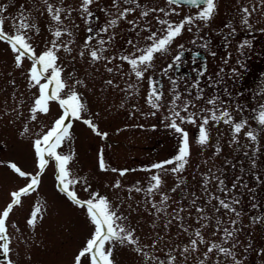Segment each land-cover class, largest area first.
I'll return each mask as SVG.
<instances>
[{
	"label": "rangeland",
	"instance_id": "obj_1",
	"mask_svg": "<svg viewBox=\"0 0 264 264\" xmlns=\"http://www.w3.org/2000/svg\"><path fill=\"white\" fill-rule=\"evenodd\" d=\"M48 3L64 9L59 24L47 12L44 0H0V7L6 9L0 19L4 31L14 35L21 16L28 18L34 25L27 32L28 42L36 56L49 50L55 30L65 33L57 41L62 46L55 53L61 79L67 85L60 95L64 98L75 91L86 108L83 119L107 137L73 120L71 139L57 152L72 155L67 169L69 178L79 181L72 186L79 199L86 201L93 193L106 198L123 217L119 223L132 233L135 244L105 245V250L112 248L113 264H235L233 257L218 250L208 253L213 243L230 249L239 264H264V127L256 119L264 107V0H217L210 21H195L191 31L186 26L174 40L169 49L183 45L189 54L195 49L206 54L208 70L203 76L198 75L202 63L197 60L192 68L191 57L180 63L194 74L192 79L181 75L176 79L170 69L165 75L169 62L174 61L168 49L157 54L142 80L119 57L140 54L136 49L150 43L145 29L161 34L157 18L179 24L200 9L175 7L166 0H120L118 6H113V0H96L89 8L93 15L88 17L81 10L82 0ZM174 7L179 14L165 15ZM127 8L132 11L121 18ZM144 12L149 14L144 16ZM113 19L116 25L109 27ZM103 28L108 31L102 32ZM101 39L106 41L104 45L99 44ZM99 48L103 49L98 53L102 58L94 61L90 52ZM15 55L8 43L0 41V213L11 203V193L30 182L8 165L14 163L25 173L37 175L34 142L62 115L59 103L50 101L47 114L38 112L35 120L31 118L30 109L39 96L38 86L33 87L29 80L32 60L23 59L18 68ZM159 77L163 99L157 110L146 97L150 79L158 83ZM199 78V88H193ZM197 92L203 99L195 98ZM176 94L181 95L177 104L185 100L195 104L191 112L212 108L208 100L215 98L216 107L227 109L234 122H247L235 138L232 125L210 122L204 146L196 142L200 120L196 125L182 124L189 136L190 155L179 172L172 171L174 164L153 168L174 160L182 143L167 119ZM249 131L256 134L255 141L248 138ZM101 155L105 171L100 169ZM45 159L48 163L37 189L21 198L6 222L10 252L8 257L0 252V264H75V257L94 233L86 211L59 191L56 161ZM124 170L126 174L121 176ZM153 175L160 177L161 185L149 194ZM117 181L118 188L114 186ZM162 197H167L166 203H161ZM220 200L236 211L223 209ZM153 205L164 210L157 211ZM37 207L40 214L32 227L27 221ZM225 229L231 237H226ZM197 232L204 243L199 242ZM193 239L197 240L196 251L191 250ZM185 248L189 250L185 252ZM81 264H90V259L82 258Z\"/></svg>",
	"mask_w": 264,
	"mask_h": 264
},
{
	"label": "snow or ice",
	"instance_id": "obj_2",
	"mask_svg": "<svg viewBox=\"0 0 264 264\" xmlns=\"http://www.w3.org/2000/svg\"><path fill=\"white\" fill-rule=\"evenodd\" d=\"M44 2L47 4V12L52 16L53 21L59 24L61 22V13L64 11V9L60 7H54L52 4L48 3V0H44ZM94 2H96V0H82L81 10L86 13L88 17L93 15L89 11V8ZM131 2L132 0H124V3ZM119 3L120 0H113V6H118ZM166 3L175 7H179L181 5H191L200 10L196 16L186 17L179 24L171 23L166 19L157 18V23L161 25V34L158 35L157 32H153L151 29H145L150 33L145 38L146 40L150 41V43L144 48L136 49V52L140 54L136 55L133 53L131 55L119 57L122 61L130 65L132 73L138 80H142L144 78V74L153 66V61L157 54H162L168 51L171 44L183 33L186 26H188L187 30L191 31V26L194 25L195 21L199 20L207 23L212 19L215 13V0H166ZM175 7L173 8L172 13H165V15L179 14L176 12ZM5 10L6 9L4 7H0V13L4 12ZM131 11V8L124 9L123 12L120 13V17L123 18ZM153 11L157 10L153 9ZM159 11L164 12L163 9H160ZM243 11L247 12L248 9H243ZM148 14V12L142 13L144 16H147ZM27 20V17L21 16L19 22L15 25L17 34L8 35L3 29L4 20L0 19V41L8 43L13 53L16 54L15 63L18 68L22 66L23 59L27 58L32 60L33 66L29 70V80L33 87L38 86L39 96L34 100V106L30 109L32 114L31 118L35 120L37 118L36 114L38 112L41 114H47L49 110L48 104L50 101H57L59 103L62 109V115L59 119L55 120L53 126L40 139H37L34 142L33 147L37 156V166L39 169V173L37 175L31 176L30 174L25 173L14 163L8 165V167H10L20 177H28L30 182L19 191L11 193V203H9L6 206V209L0 213V252H2L3 256L8 257L10 247L9 243L7 242L9 237L7 235L6 222L10 216V213L13 211V208L20 205L21 198L30 195L37 189L39 185L40 174L43 173L48 163V161L45 159L47 156L53 158L56 161L58 169L57 180L59 183V191L66 195L74 205L84 209L91 223L94 225V233L87 241L86 246L75 257V264H81L82 258H89L90 264H113L111 259L112 248L109 247L107 250H105V245H122L125 242L128 244H135L136 241L133 239L132 233L129 232L121 223H119L123 220V217L117 215L116 211L111 208V205L106 198L99 197L98 193H93L91 198L86 201L79 199L77 193L72 190V186L79 183V181L70 179V174L67 169L69 162L72 160V155H63L57 152V149L61 147L66 140L71 139L70 129L72 128L71 121L73 120L82 121L84 124L90 127L96 135H100L103 138H106L107 134L100 133L97 130V127L90 120L83 119L82 114L86 112V108L80 96L75 91H70V93L64 98H62L60 95L67 85L61 79L62 69L59 68L56 63L58 57L55 53L56 51H59L60 47L62 46L58 44L57 41L60 40L62 35L65 33H62L59 28L55 30L53 32L55 39L51 42V47L49 50L43 52L39 56H36L34 48L28 42L27 37V32L34 28V25L29 24ZM108 23L109 27H113L116 25V20H110ZM245 23H247L246 20ZM89 31L91 30L89 29ZM101 31L106 33L108 29L103 28ZM89 42L90 41H86V43ZM105 43L106 41L103 39L99 41L100 45H104ZM246 45L247 42L242 44L241 47H245ZM180 47L182 48L183 45H180ZM65 50L67 51L68 49L65 47ZM102 51V48L92 50L90 52L92 60L95 61L101 59L102 57L98 53ZM81 55H83V53H81ZM213 55H215V53H213ZM181 59L182 54L175 56L173 64L169 65L168 68L164 70L165 75L173 66H178V62H180ZM109 62L111 61L109 60ZM37 65L39 67H37ZM109 71H111V69H109ZM233 71H235V69ZM198 75L203 76L204 72L201 71L198 73ZM42 80L46 82L41 83ZM76 83H80V81H77ZM108 83H111V81ZM173 83H175V81H173ZM149 87L150 91L146 97L147 102L151 108L158 110L163 99L162 93L159 90V84L157 82L151 81L150 79ZM192 87L198 89L199 80L194 81ZM50 88L51 91L49 94ZM188 95H191V93H188ZM195 98L197 100L203 99L199 92H197ZM177 101H181L180 94L174 95L172 101L170 102V116L167 117V119L170 120L169 127L181 135L182 143L174 160L157 163L153 166L155 169H163L169 164L175 165V167L172 169L173 172H179L184 169L185 164L187 163V157L190 155V144L188 133L181 127L182 124L196 125L197 119L200 120L198 125L199 134L196 142L201 146H204L208 143L207 126L210 122L218 124L222 121L225 124L232 125L234 138L236 135H239L244 127L247 126L246 121L234 122L231 118V113L227 109H220L216 107L215 98L208 100V104L212 105V108L207 110L201 109L199 112L190 111V108L195 107V104L191 101L185 100L182 101L181 104H177ZM205 111H207V115H203ZM182 113L185 115H182ZM256 119L257 122L262 127H264V107L259 110ZM25 131H27V129H25ZM247 136L253 141L257 139L256 134L252 131H249ZM99 163L101 171L107 170L102 155ZM112 171L117 170L112 169ZM126 171L127 170L120 171V175H125ZM151 180L154 181V183L147 189L149 194L158 190L161 185V179L158 175H153ZM114 186L117 188L120 187L119 181H117ZM87 190L88 189L85 188V191ZM174 190L175 189H173V191ZM137 191H140V189L137 188ZM166 201L167 197H162L161 203H166ZM234 203H239V201H234ZM220 206L227 211H236L229 203L224 200H220ZM153 207L156 208L157 211L164 210L158 208L156 205H153ZM39 214V207L32 211L31 216L27 221L29 226L35 227ZM13 227H15V225H13ZM224 232L226 237L232 236V233L227 229H225ZM196 236L199 237L200 243L205 242L200 232H197ZM196 244L197 240H191L192 251H196ZM214 249L218 250L226 257H233L235 264H239V261L235 260L234 254L230 251V249L213 243L210 247H208L207 252L211 253ZM188 250V248L184 249L185 252ZM172 259L174 260L175 258ZM162 264H164V262H162ZM168 264H171V261H169Z\"/></svg>",
	"mask_w": 264,
	"mask_h": 264
},
{
	"label": "flooded vegetation",
	"instance_id": "obj_3",
	"mask_svg": "<svg viewBox=\"0 0 264 264\" xmlns=\"http://www.w3.org/2000/svg\"><path fill=\"white\" fill-rule=\"evenodd\" d=\"M217 0H215V2H216ZM233 1V0H232ZM181 6H183V5H181ZM94 37L96 36V33H94V35H93ZM170 53H171V55H172V59L173 58H175V56H177V55H179V54H182V59H181V61L180 62H184V61H186L189 57H191L192 58V61H191V66H192V68L193 67H196V61L197 60H199L202 64L204 63V61H203V59H202V57L201 56H198V57H194V56H192V53L194 52V51H200V50H198V49H195V50H192L191 52H190V54L186 51V49H184L183 47L181 48L180 47V45H176V46H173V47H171L170 49ZM200 52H202V51H200ZM202 53H204V52H202ZM204 55L206 56V54L204 53ZM207 60H208V57L206 56V62H207ZM180 62H178V66H173L170 70H172L173 71V74H174V76H175V78L176 79H178V76H184V77H188V78H190V79H192L193 78V76H194V74L191 72V71H185L184 70V68H183V65H182V63H180ZM173 64V62H169V65H172ZM158 84L159 85H163V83H162V77H159L158 78ZM199 82H201V78H199Z\"/></svg>",
	"mask_w": 264,
	"mask_h": 264
},
{
	"label": "water",
	"instance_id": "obj_4",
	"mask_svg": "<svg viewBox=\"0 0 264 264\" xmlns=\"http://www.w3.org/2000/svg\"><path fill=\"white\" fill-rule=\"evenodd\" d=\"M193 56H201L203 60L206 59L205 56H204V54L199 53V52H194V53H193ZM206 70H207V67H206V64H204V65L202 66V71H206Z\"/></svg>",
	"mask_w": 264,
	"mask_h": 264
}]
</instances>
